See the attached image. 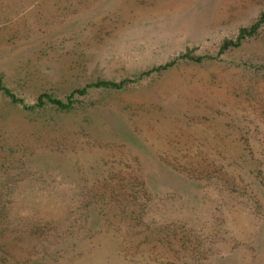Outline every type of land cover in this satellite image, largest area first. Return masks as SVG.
I'll list each match as a JSON object with an SVG mask.
<instances>
[{
  "label": "rangeland",
  "instance_id": "374dc122",
  "mask_svg": "<svg viewBox=\"0 0 264 264\" xmlns=\"http://www.w3.org/2000/svg\"><path fill=\"white\" fill-rule=\"evenodd\" d=\"M262 10L0 0V78L18 98L0 90V264H264V190L249 211L236 162L264 164V23L219 52Z\"/></svg>",
  "mask_w": 264,
  "mask_h": 264
},
{
  "label": "trees",
  "instance_id": "16d2710c",
  "mask_svg": "<svg viewBox=\"0 0 264 264\" xmlns=\"http://www.w3.org/2000/svg\"><path fill=\"white\" fill-rule=\"evenodd\" d=\"M264 23V10H262L258 16V18L250 25L248 26H242L239 28L237 35L235 36V38H227L224 39L219 47V52H224L230 48H234V47H238L240 46V44L249 37H252L254 35L257 34L259 28L261 27V25ZM192 59L199 61L202 57H194V56H190ZM172 62H168L164 65L158 66V68H165L166 66H169L170 64H172ZM129 80L128 79H122L118 82L116 81H110V80H101V81H97L94 84H89L84 86L81 89H76L74 90L70 95L67 96V101H64L62 99L59 98H54L52 96H50L49 94L43 93L39 96V102L35 103L34 106H45L47 104L52 105L58 109H62V110H68L71 108L72 105V100H70V98L72 97V95L77 92L79 94H84L86 92L87 87L89 86H108V87H115V88H120L122 86H124ZM0 90H3V92L9 96L11 98L12 101L16 102L18 101V98L16 97V95L6 86H4L1 82V78H0ZM42 98H45V100H43ZM242 154V155H241ZM241 154H239V156H237L236 162L240 161L242 163L243 166H241L240 168H245L246 169V175H248V177H250L252 180H249L248 183H246L245 187L241 188H237V189H246V187H249L251 190V196H250V201L253 202V205L249 206V211H253L254 210V206H262V203H260V200L257 198L258 195V191L261 187V190L263 188V186L260 184V180L259 177L261 175H264V164L261 161V158L258 157V155L256 156V152L254 151H249L246 150L244 151L243 149L241 150ZM264 155V154H260L259 156ZM229 165V164H228ZM227 164L224 165L222 164L221 169L223 170V172L225 173V169L226 167H229ZM237 169L239 168H235L232 169L233 172L237 173ZM222 172V173H223ZM226 179V183L227 186L223 185V189L227 190V192H233L235 190H233V188H230L229 185L235 184V180L233 179V177H227ZM235 187V186H233ZM130 190H133L132 188ZM256 190V191H255ZM264 192L260 193V195H263ZM253 206V207H252ZM261 219V223L259 226V230L261 231L260 236L257 239L258 245L259 246H264V215L262 216Z\"/></svg>",
  "mask_w": 264,
  "mask_h": 264
}]
</instances>
